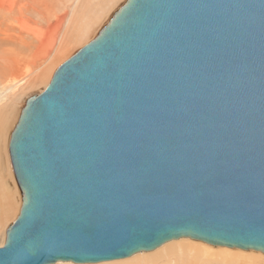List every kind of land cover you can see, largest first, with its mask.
I'll return each mask as SVG.
<instances>
[{
  "label": "water",
  "instance_id": "1",
  "mask_svg": "<svg viewBox=\"0 0 264 264\" xmlns=\"http://www.w3.org/2000/svg\"><path fill=\"white\" fill-rule=\"evenodd\" d=\"M0 264L172 240L264 253V0H127L26 102Z\"/></svg>",
  "mask_w": 264,
  "mask_h": 264
},
{
  "label": "rangeland",
  "instance_id": "2",
  "mask_svg": "<svg viewBox=\"0 0 264 264\" xmlns=\"http://www.w3.org/2000/svg\"><path fill=\"white\" fill-rule=\"evenodd\" d=\"M87 1L84 0L82 6ZM113 1L110 0V3L108 1L109 9L105 11L104 14L106 15L102 14L101 22L99 20L93 24V32L91 29L89 34L83 38L85 40L82 39L75 45L73 44L65 60L60 61L52 74H48L46 77H40L46 64H43V61L32 62V56L36 52L38 42L33 41L28 48H23L14 42L15 37L10 38L9 36L15 31L22 34L23 28L27 27H37L41 31L47 32L50 25L55 23L63 13H68L70 19L77 10H80L79 0H12L14 13L4 25L0 26L6 37H9L6 45L0 46V63L5 66L7 73L5 77L11 83L6 97L0 101V212L4 213L5 210L9 209L7 217L0 225V247H3L6 232L16 221L22 204L21 192L15 180L9 152L11 133L17 124L18 117H20L21 111L29 99L44 92L59 67L92 42L100 33L99 30L101 31L111 20L112 15L126 3L125 0ZM98 2V0H94L92 3L97 4ZM32 7L38 13L34 12ZM26 12H29L31 17ZM21 21H24V24ZM262 262L264 261H258L259 264H263Z\"/></svg>",
  "mask_w": 264,
  "mask_h": 264
},
{
  "label": "bare ground",
  "instance_id": "3",
  "mask_svg": "<svg viewBox=\"0 0 264 264\" xmlns=\"http://www.w3.org/2000/svg\"><path fill=\"white\" fill-rule=\"evenodd\" d=\"M93 1L88 0L82 6L84 0H79L81 9L77 10L70 19L68 13H63L55 23L50 25L47 32H43L37 27H27L23 28L24 32L22 34L15 31L9 36L10 38L15 37L14 42L23 48H28L33 41L38 42L36 52L32 56V62L43 61L42 63L46 64L40 77L52 74L59 62L65 60L73 44L75 45L89 34L93 24L103 18L102 14L106 15L104 13L109 9L110 4H108V1L110 3V0H98L97 4H93ZM13 10L12 0H0V26L12 17ZM32 10L38 13L33 7ZM21 14L24 13L21 12ZM26 14L31 17L29 12H26ZM21 23L24 24V21H21ZM8 38L0 29V46L2 44L6 45ZM5 76H7L5 66L0 63V101L6 97L8 88L11 87V83L8 82ZM8 212L9 209L5 210L4 213L0 212V225L7 217ZM260 260L264 261V253L259 251L213 246L202 241L181 238L167 242L155 250L136 253L128 258L91 264H259L258 261ZM262 263L264 264V262ZM55 264L77 263L57 262Z\"/></svg>",
  "mask_w": 264,
  "mask_h": 264
}]
</instances>
